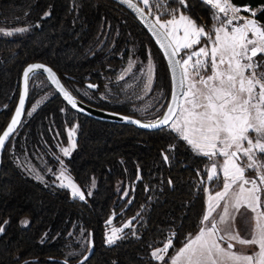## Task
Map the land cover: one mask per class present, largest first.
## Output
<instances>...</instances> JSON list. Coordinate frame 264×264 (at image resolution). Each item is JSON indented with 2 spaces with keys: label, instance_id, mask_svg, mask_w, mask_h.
<instances>
[{
  "label": "trees",
  "instance_id": "1",
  "mask_svg": "<svg viewBox=\"0 0 264 264\" xmlns=\"http://www.w3.org/2000/svg\"><path fill=\"white\" fill-rule=\"evenodd\" d=\"M164 2L178 7L175 0ZM229 2L255 8L256 19L264 25V0ZM187 5L181 11L212 35L214 10L202 0H187ZM0 26L26 29L15 36L0 35V132L17 99L20 70L33 60L48 64L81 100L144 119L130 99L119 98L123 80L115 73L130 43L137 44L143 59L146 48L151 55V89L164 97L157 117L162 113L170 88L166 63L140 23L117 2L0 0ZM36 78L52 89L40 72L29 77L23 118L1 156L0 226L5 231L0 233V264H64L58 260L75 264L90 245L92 253L82 264H160L152 258V250L171 238L168 256L200 224L209 158L194 152L168 126L148 131L94 119L71 109L53 89L27 115L37 91L30 82ZM85 81L96 84L90 90L92 98L76 90L85 87ZM100 92L105 96L98 97ZM73 125L77 126L76 148L63 162L84 200L59 185L23 174L12 156V149L23 148L55 167L57 147L67 143V131ZM162 154L168 157L167 163ZM110 218L115 225L129 219L133 228L125 229L112 245L104 240ZM25 220L29 221L26 226L21 223ZM79 233L85 236L84 242L76 240Z\"/></svg>",
  "mask_w": 264,
  "mask_h": 264
},
{
  "label": "snow or ice",
  "instance_id": "2",
  "mask_svg": "<svg viewBox=\"0 0 264 264\" xmlns=\"http://www.w3.org/2000/svg\"><path fill=\"white\" fill-rule=\"evenodd\" d=\"M122 2L129 7H135L131 0ZM175 2L178 7L172 9L171 13L164 8L165 14L171 15V18L162 22L157 16L155 23L150 27L170 61L174 78L178 76L181 91H173V102L168 105L167 112L158 122L141 126L169 125L197 154L208 157L209 160L219 155L224 160L222 165L212 163L207 169V180L213 181L220 179L219 168L223 176V189L213 195L208 187L204 188L207 199L206 211L201 220L202 226L166 264H264V160L260 159L264 156V61L258 59L264 54V25L258 22L256 11L249 6H234L229 0H202V3L214 10V19L219 22V26L212 30L213 39L204 27L198 26L190 16L181 11L182 8L188 7L187 0ZM142 3L147 6L149 0H142ZM161 7H164L163 3ZM136 11L141 12L143 16L140 8H136ZM241 11L250 13L251 18L238 16ZM261 11H264V6ZM44 15L48 16L49 13L45 12ZM241 19L243 24H234V21ZM15 31L22 32L26 29ZM202 38L209 41V47H200L185 53L186 58L176 59L184 50L193 49L194 45H198ZM209 66L211 75H201ZM38 70L47 73L48 79L56 85L68 104L74 109L77 108L76 100L60 85L51 68L42 64L29 65L23 73L24 89L20 94L19 105L10 123L0 134V149L5 147V142L21 123L29 77ZM131 122L139 123L135 120ZM76 127L73 126L67 131L69 146L61 148L64 156L70 155L76 148ZM242 157L247 161L244 165L239 163ZM164 158L167 161L168 157ZM247 169L254 170L256 178L247 177ZM137 178H140L139 175ZM37 179L42 177L37 176ZM56 179L61 181L59 187L69 188L74 198L85 199L80 188L65 175L64 170H61ZM221 202L222 211L218 217H213L216 209L221 207ZM241 207L253 213L254 227L251 239L241 238L238 233L222 227L235 219L234 215H230V208L238 213ZM7 223L8 221H4V224ZM21 223L26 226L29 221ZM106 223L111 225L112 219ZM130 226L131 221L125 223L122 228H112L110 234H105L106 244H114L121 238L123 229ZM4 231V227L0 226V233ZM224 241H227L226 247L222 246L221 242ZM231 241L256 246L258 251L252 254L234 251ZM170 247L171 238L164 243L163 248L151 252L152 258L163 261L165 257L161 253H167Z\"/></svg>",
  "mask_w": 264,
  "mask_h": 264
},
{
  "label": "rangeland",
  "instance_id": "3",
  "mask_svg": "<svg viewBox=\"0 0 264 264\" xmlns=\"http://www.w3.org/2000/svg\"><path fill=\"white\" fill-rule=\"evenodd\" d=\"M142 3V0H139ZM165 0H149V4L147 5L149 11L151 10L152 17L156 19L157 16H161V21H166L171 18V15L165 14L164 8H167L168 12L171 13L172 9L174 7L167 6L164 2ZM161 3H163L164 7H161ZM143 4V3H142ZM243 8L244 6H240ZM253 11H256L255 8H251ZM149 13V12H148ZM178 15V13H173ZM185 14V13H184ZM186 15V14H185ZM231 15V13L229 14ZM240 17L244 18H251L250 13L241 11L237 14ZM221 18L223 19V14H220ZM243 24V22L241 23ZM219 26V22L216 20L214 24L212 25V30L214 27ZM16 29H25L23 26H0V35L3 36H15L22 32L15 31ZM11 32V35H6L5 33ZM182 35V33H180ZM212 37L214 39V33L212 31ZM209 41L205 42L204 38L201 39V42L198 45H194L193 49L190 50H184L182 52V55L179 57L186 58L185 53L198 50L200 47H209ZM146 56L143 59L141 56L142 54L138 50L137 44L130 43L127 45L124 55H123V62L120 66V68L116 71L115 76L118 79H122L121 82V89H120V96L119 98L122 99H130L132 101V107L135 109L141 116L144 118V120H152L157 118V114L160 110V107L163 103L164 97H162L160 91H153L151 89L153 77H154V64L153 60L151 58V55L146 48ZM262 57L258 58L260 61H264V54H261ZM195 60V57L193 58ZM207 59V58H205ZM149 65L151 66V71H149ZM203 76L211 75V68L210 66L208 69L201 73ZM149 76H151V83L149 84ZM123 77V78H121ZM198 79V78H197ZM44 84L39 79H34L32 82H30V87L33 86L34 89H37L36 93L33 94V97L31 99V102L26 110V114L29 115L42 101H44L46 98H48L51 93L52 89L50 88H44ZM76 90L79 92V94L85 96L86 98H92L93 95L91 94L90 90L85 87H76ZM98 97H104L105 93L100 92L97 94ZM25 112V111H24ZM171 123V122H170ZM74 126V125H73ZM71 126V127H73ZM70 127V128H71ZM68 128V130L70 129ZM168 128L171 129V127L168 125ZM172 130V129H171ZM174 132V131H173ZM176 133V132H175ZM178 135V133H176ZM68 140L66 144H59L57 147V163L55 167H51L50 165L45 164V161L43 158L37 156V155H30L25 149L20 148L13 150L12 149V156L14 163L19 168V170L33 179L42 182V183H54L56 185H59L61 183L60 180H57L56 177L60 174L61 170L65 171V175L70 177V174L67 171V168L63 162V153L61 152V148L68 147ZM261 159V157H260ZM224 158L222 156H217L213 160H210L206 166V169H208L212 163H216L217 165L223 164ZM241 165H244L247 163L245 158H241L239 161ZM218 172L220 174L219 180H213L212 183L209 184L210 181L207 180V174L205 178V184L203 187V197H204V209L201 216L202 217L206 211V199L207 195L204 192V188L208 187L210 190V194H215V192L221 191L223 189V176L222 172H220L218 168ZM256 172L252 169L246 170V176L249 178H256ZM37 176L42 177V179H37ZM72 180V178H71ZM73 181V180H72ZM66 182V181H65ZM74 182V181H73ZM75 183V182H74ZM76 184V183H75ZM77 185V184H76ZM70 195L71 190L69 188H66ZM72 196V195H71ZM231 198V193L229 194V199ZM262 200H264V196H262ZM223 209V202H221V207L217 208L216 211L213 213V217H218L219 213ZM230 215H234L235 219L230 220V222L227 225H222V227H225L227 229H230L233 233H238L241 238L244 239H251L252 238V232L254 227V220H253V213L248 210L245 207H241L240 211L237 213L235 210H232L230 208ZM200 224L197 227V229L187 235L184 238V241L172 251V253L168 254V256L165 255V253H161V255H164L165 259L163 261H158L160 264H166V262H170V259L173 255H175V252L179 250L180 247L183 246V244L186 242L188 238L194 237L197 233L199 228L202 226ZM129 219H125L120 224H107L105 226L104 230V240H105V234L111 233L112 228H122L123 225L127 222H129ZM125 229H133L132 226ZM123 233V232H122ZM120 234V236L122 235ZM80 240L81 242H84L85 236L83 234L80 235V233L77 235L76 240ZM167 242V241H166ZM165 242V243H166ZM234 244V251L244 253V254H252L255 251H258V248L256 246H246L241 245L239 243H236L235 241H231ZM222 246H227V241L221 242ZM164 243L158 247L163 248ZM157 249V248H155ZM153 249V250H155ZM152 250V251H153ZM154 259V258H153Z\"/></svg>",
  "mask_w": 264,
  "mask_h": 264
},
{
  "label": "water",
  "instance_id": "4",
  "mask_svg": "<svg viewBox=\"0 0 264 264\" xmlns=\"http://www.w3.org/2000/svg\"><path fill=\"white\" fill-rule=\"evenodd\" d=\"M115 2H117L118 4L122 5L128 12L131 13V15L140 23V25L144 28V30L146 31V33L149 35V37L151 38L152 42L154 43V45L157 47V49L159 50L162 58L164 59V62L166 63V66H167V69L169 71V74H170V88H169V95H168V98H167V102H166V105L162 111V113L160 114V116H158L156 119H152V120H144V119H139L137 117H134V116H131V115H128V114H123V113H120V112H116V111H111V110H107V109H103V108H98L96 106H93L83 100H81L80 98H78L77 96H75L72 92H70L64 85L63 83L61 82V80L59 79L58 75L55 73V71L48 65V64H45L41 61H37V60H33V61H29L27 63H25L23 65V67L21 68L20 70V74H19V84H18V95H17V99H16V102L14 104V107H13V110L11 112V115L9 117V120L8 122L6 123L5 127L2 129V131L0 132V134L3 133V131L6 129L7 125L10 123L11 121V118L12 116L14 115L15 113V109L17 108V106L19 105V100H20V94L21 92L23 91L24 89V77H23V73H24V70L25 68H27L29 65L31 64H42V65H45L47 66L48 68H51L52 71L56 74V78L57 80L59 81L60 85L67 91L69 92L70 95L73 96V98L76 100L77 102V108H72L70 104H68V102L64 99L62 93H60L56 87V85L54 83H52L49 79H48V75L47 73H44L43 70H38L37 72H40L45 80L47 81V83L51 86V88L58 94V96L65 102V104H67L71 109L75 110L76 112L78 113H81V114H84L86 116H89L91 118H94V119H98V120H101V121H108V122H114V123H121V124H129V125H132L136 128H139V129H143V130H148V131H151V130H157V129H161L163 127H166L168 125H158L157 127H142L141 125L143 124H150V123H153V122H158L159 119H161L164 115L165 112H167V108H168V105L170 103L173 102V91L179 93L181 91L180 89V86H179V80H178V76L174 78V75H173V68L171 67L170 65V61L164 51V49L160 46V44L157 42V37L153 34V31L151 30V25L155 23V19L151 16V14H149L137 1L135 0H131V3L133 5H135V7H129L128 4L126 3H123L122 0H113ZM136 8H140L143 12V16L141 15V12H138L136 11ZM158 27V25H157ZM176 59H179V55L176 57ZM32 75V74H31ZM30 75V76H31ZM83 85L89 89V90H95L96 87H93V88H90L88 87V85H95V83H91V82H88V81H85L83 83ZM27 95H28V92H27ZM27 95L25 97V101H24V110L22 112V115L20 117V120H22L23 118V115H24V111H25V107H26V102H27ZM138 121L139 123H132L131 121ZM170 123V122H169ZM19 126V124L17 125V127ZM16 127V129H17ZM15 129V130H16ZM15 132V131H14ZM13 132V133H14ZM13 133L10 135V137L13 135ZM9 137V138H10ZM9 140V139H8ZM8 140L5 142V146L8 142ZM5 148V147H4ZM3 149H0V163H1V156H2V152H3ZM163 156V159L165 161V163H167V161L165 160V155L162 154ZM89 240L91 241V237L89 236ZM92 246L90 245L88 247V249L86 250V252H84V254H82L80 256V259H78L76 261L75 264H82L84 263L88 258L89 256L91 255L92 253ZM85 257H87V259L85 260ZM51 260H54V259H51ZM31 261H34V259H32ZM59 262L61 263H64V264H67V262L65 260H58ZM27 261H23L21 262L20 264H25Z\"/></svg>",
  "mask_w": 264,
  "mask_h": 264
},
{
  "label": "built area",
  "instance_id": "5",
  "mask_svg": "<svg viewBox=\"0 0 264 264\" xmlns=\"http://www.w3.org/2000/svg\"><path fill=\"white\" fill-rule=\"evenodd\" d=\"M243 22V20L241 19V20H239V21H234V24L235 23H239V24H241Z\"/></svg>",
  "mask_w": 264,
  "mask_h": 264
}]
</instances>
